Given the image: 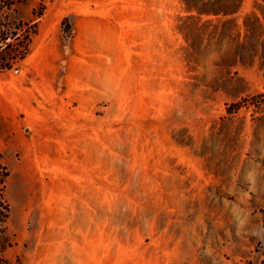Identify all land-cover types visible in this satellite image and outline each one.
I'll return each mask as SVG.
<instances>
[{"label":"rangeland","instance_id":"1","mask_svg":"<svg viewBox=\"0 0 264 264\" xmlns=\"http://www.w3.org/2000/svg\"><path fill=\"white\" fill-rule=\"evenodd\" d=\"M14 15L37 30L0 73L8 264H264V0Z\"/></svg>","mask_w":264,"mask_h":264},{"label":"trees","instance_id":"2","mask_svg":"<svg viewBox=\"0 0 264 264\" xmlns=\"http://www.w3.org/2000/svg\"><path fill=\"white\" fill-rule=\"evenodd\" d=\"M20 2L22 0H0V73L13 69L29 55L36 34L35 22L14 15L15 6ZM7 177L8 170L0 159V264H8L3 253L11 245L7 232L10 210L4 195ZM260 212L264 224V207Z\"/></svg>","mask_w":264,"mask_h":264}]
</instances>
